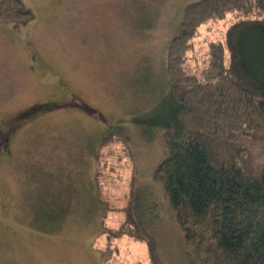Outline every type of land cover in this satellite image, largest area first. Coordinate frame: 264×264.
Here are the masks:
<instances>
[{"label":"rangeland","instance_id":"1","mask_svg":"<svg viewBox=\"0 0 264 264\" xmlns=\"http://www.w3.org/2000/svg\"><path fill=\"white\" fill-rule=\"evenodd\" d=\"M193 1L22 0L26 24L0 19V264H150L146 242L102 234L121 225L131 185L162 211L160 244L177 259L154 170L168 153L157 130L169 111L166 48ZM241 16L197 28L187 72L205 80L212 46L227 63L226 30ZM244 144L264 159L261 137Z\"/></svg>","mask_w":264,"mask_h":264},{"label":"trees","instance_id":"2","mask_svg":"<svg viewBox=\"0 0 264 264\" xmlns=\"http://www.w3.org/2000/svg\"><path fill=\"white\" fill-rule=\"evenodd\" d=\"M234 11L242 16L226 30L227 63L222 47L212 46L205 80L187 72L186 54L197 28ZM31 18L22 0H0L1 20L18 27ZM165 68L169 111L157 130L168 153L154 179L177 225L179 256L171 261L160 244L162 211L148 197L141 202L133 185L121 225L103 226L102 234L146 242L150 264H264V159L253 162L244 144L250 136L264 140V0L186 4L168 41ZM7 138L0 147L8 148ZM153 213L156 225L147 218Z\"/></svg>","mask_w":264,"mask_h":264}]
</instances>
